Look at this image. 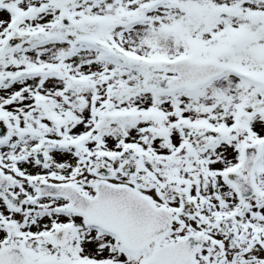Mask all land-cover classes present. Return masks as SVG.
I'll use <instances>...</instances> for the list:
<instances>
[{
    "label": "snow or ice",
    "instance_id": "snow-or-ice-1",
    "mask_svg": "<svg viewBox=\"0 0 264 264\" xmlns=\"http://www.w3.org/2000/svg\"><path fill=\"white\" fill-rule=\"evenodd\" d=\"M0 264H264V0H0Z\"/></svg>",
    "mask_w": 264,
    "mask_h": 264
}]
</instances>
